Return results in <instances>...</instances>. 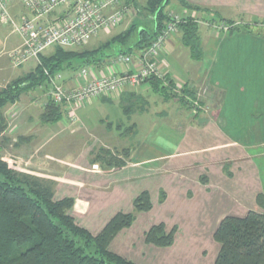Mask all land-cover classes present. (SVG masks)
<instances>
[{
	"label": "crops",
	"instance_id": "obj_1",
	"mask_svg": "<svg viewBox=\"0 0 264 264\" xmlns=\"http://www.w3.org/2000/svg\"><path fill=\"white\" fill-rule=\"evenodd\" d=\"M145 2L142 1L143 6ZM23 11L20 4L14 8L17 15ZM166 11L168 15L176 13L202 19L198 22L202 58L196 60L191 56L189 48L182 44L179 32L178 36L168 40L162 59L163 63H168L170 76L183 80L192 93L197 94L199 89L207 91L202 102L207 107L210 102L215 106L214 109L209 107L213 117L205 118L203 113L196 115L195 119L176 118L181 104L179 106L176 99H163L149 82L112 94L119 97V105L127 113L126 125L107 111L105 115L96 116L87 109L91 100L78 109V121L72 123L64 113L59 121L45 123L40 118L44 111L42 103L47 97L43 91L39 92L42 95L33 92L36 95L28 102L21 100L18 106L8 105L4 112L8 122L4 135L10 137L8 142H14L15 157L25 160L24 171L54 180V199L72 197L74 205L70 214L77 224L92 234H99L117 213L134 211L135 198L144 191L149 193L152 207L139 212L133 223L120 230L109 246L113 252L136 264H171L167 251H179L183 255L194 243L203 248H220L214 233L224 217L245 216L250 210L264 213V206L258 203V195L264 196V181L256 163L264 152L254 150L256 146L264 145V139L255 142L249 141L248 137L236 136L240 127L264 125L262 119L256 121L258 125L251 119L255 111H264V99L252 103L249 108L242 107L246 104L242 96L249 93V87H258L257 73L253 72L255 67L251 64L264 58V0H169ZM128 18L123 22L122 31L132 23L142 24L143 17L133 8ZM244 19L260 29V36H218L213 26L208 28L205 23L240 24L245 22ZM113 32L114 29L102 31L92 40L101 37L96 43L99 45L114 36ZM14 33L0 22V85L16 79L8 56L21 44L13 38ZM136 39L134 36L133 41ZM119 54L101 66L94 65V75L112 72V60ZM193 61L199 64H193ZM205 64H208L206 69ZM117 68L125 71L127 66ZM78 70L62 72L69 85H74L72 80ZM112 96L92 100L101 105L111 102ZM129 97L143 100L146 108L127 111L124 106L129 104L126 103ZM39 107H43L40 112ZM245 110L252 113L249 112L242 121L236 112ZM161 118L171 120V126L182 131L177 139L160 138L159 134L165 133ZM129 127L134 132L133 139L139 133L147 134L145 140L138 141L131 148L126 159L116 154L125 160L123 166L105 168L91 160L92 152L100 147L129 150V136L122 133ZM66 131L70 133V139L60 146V133ZM84 133L88 135L85 140ZM52 142L53 146L48 149ZM162 142L167 144L164 148ZM64 146L70 150L74 148L76 152L65 157ZM161 223L166 232L176 229L172 244L157 246L147 243L146 232ZM215 261L216 256L212 264Z\"/></svg>",
	"mask_w": 264,
	"mask_h": 264
},
{
	"label": "trees",
	"instance_id": "obj_2",
	"mask_svg": "<svg viewBox=\"0 0 264 264\" xmlns=\"http://www.w3.org/2000/svg\"><path fill=\"white\" fill-rule=\"evenodd\" d=\"M127 2L141 17L144 13L153 17V31L135 22L93 49L76 51L56 46L49 56L41 55V63L34 70L0 89V136L8 127L4 109L18 101L22 94L47 84L44 67L51 72H63L76 71L86 65L101 66L117 53L131 54L132 50L139 51L148 46L170 19L166 11L169 0H146L142 8L137 0ZM180 32L182 44L189 48L194 59L200 60L198 22L193 17L184 18ZM134 36L137 39L133 41ZM124 45L127 47L123 48ZM148 82L163 99L176 97L171 87L159 79L150 78ZM186 92L187 87L184 88ZM185 96L180 97L181 105L191 109V106L187 107ZM128 99L132 100L131 97ZM130 108L128 104L124 106L127 111ZM63 114V107L49 100L41 119L45 123L56 122ZM124 152L128 156V151ZM91 160L105 168L125 164V160L104 147L93 151ZM55 185L54 180L11 169L0 158V264H136L113 252L109 246L120 230L133 223L139 212L152 207L147 191L135 198L134 211L117 213L99 234L94 235L77 224L70 214L74 205L72 197L54 199ZM258 203L264 206L262 194L258 195ZM175 231L173 228L166 232L163 223L154 225L146 232V242L168 246L174 240ZM214 238L221 245L215 264H264L263 212L250 210L245 216L224 217Z\"/></svg>",
	"mask_w": 264,
	"mask_h": 264
},
{
	"label": "built area",
	"instance_id": "obj_3",
	"mask_svg": "<svg viewBox=\"0 0 264 264\" xmlns=\"http://www.w3.org/2000/svg\"><path fill=\"white\" fill-rule=\"evenodd\" d=\"M17 4L24 9L19 15L14 13ZM131 13L132 8L126 0H0L1 24L10 27L21 38V44L8 54L14 67L32 59L40 64L41 55L56 46L68 49L83 47L102 31L121 25ZM169 18L152 42L137 55H117L112 60V72L108 74L94 75V65L83 66L71 86L62 72H51L44 67L49 99L62 106L74 123L79 119L78 109L85 102L137 87L150 78H157L172 87L174 92L184 95L182 88L186 83L170 76L168 63H163L162 55L168 40L180 32V23L186 17L172 13ZM210 25L228 32L239 23ZM124 64L127 66L125 71L117 68ZM204 93L200 91L194 98L186 95L190 106L196 110L194 113L207 111L208 107L202 102Z\"/></svg>",
	"mask_w": 264,
	"mask_h": 264
},
{
	"label": "rangeland",
	"instance_id": "obj_4",
	"mask_svg": "<svg viewBox=\"0 0 264 264\" xmlns=\"http://www.w3.org/2000/svg\"><path fill=\"white\" fill-rule=\"evenodd\" d=\"M142 1H144V0H140L139 1L140 2L139 6H141V8L143 7ZM179 10H177V11H179ZM181 16H182V14H181ZM143 17L144 18L142 19V24L145 25L146 28L149 29L150 31H153V28H154V25H155V21L153 20V17L147 16V13H144ZM193 18H194L195 21L196 20L202 21V19H197L196 17H193ZM244 21L245 22H240L239 25H236L235 28H233V30L231 29L228 32H224L223 30L217 29L214 26L212 28H213V31L216 32V34L218 36H222V35H225V34H227L228 36H230L232 34L243 35V36H245L247 38H252L254 36L255 37L260 36L261 32L258 31L260 29H257L255 24H251L248 19H244ZM127 23H129V22H127ZM127 23H126V26H128ZM205 23H206V26H208V28H210L209 25L212 24V23H210V24H209V22H205ZM123 24L124 23H122L121 25H118L114 29V32L112 34L113 35L119 34L125 27V24L124 25ZM9 29L11 30L10 27H8V30ZM110 31H112V29ZM103 32H105V31H103ZM175 35L178 36L179 33H177ZM13 38L15 39L16 42L17 41H21V39H20V37H19V35L17 33H14ZM100 38H96L94 40H91L90 41L91 42L90 45L86 44L83 47L74 48V49L76 51H82L84 49H90L91 47H94V45H96V43H98V41H100ZM108 39H109V37L104 39V41H102V43L106 42ZM88 45L90 46V48H89ZM99 45H96V47H98ZM53 51H54V49L50 48L43 55L49 56L50 54H52ZM257 52H258V50H256V53ZM130 53L135 56V54H138V51L137 50H135V51L132 50ZM195 63L199 64V63H197V61L196 62L193 61V64H195ZM10 64H11V62H10ZM38 64L39 63L36 60H34V59L27 61L25 64H23L22 66H19V67H14L11 64V67H12V69H11L12 71L11 72L15 73L16 78H19L23 74H25L26 72L34 70ZM207 65L208 64L204 65L205 69L208 67ZM241 65L244 66L245 64L241 63ZM251 65H253L255 67V70H253V72L257 73L258 87L257 88L249 87V93L247 95L242 96L243 102L246 103L242 107H247V108L251 107L252 103H255L257 101H261L262 99H264V58H262V61H260L259 58H258L257 61L254 62ZM186 71L187 70H185L184 72L187 73ZM4 83L0 85V89L3 87V85H6V83L5 84ZM247 83H249V82H247ZM40 87H42V89H39ZM183 87L186 88V84H185V86L183 85ZM170 89H171V91L173 93L176 94V97H173L172 99L173 100L176 99L175 102H178V104L180 106V104H181L180 97H182V95L177 93V92H174L172 90V87ZM47 90H48L47 84L46 85L45 84L44 85H40V86H38L36 88H33L32 90H29L28 92L22 94V96H21L22 99L20 98L18 101H16L14 104H11V105L16 106L18 102H21V100L24 101V103L28 102L30 100V98H32V96H35L36 94L42 95V93L44 94V92L47 93ZM182 90H183V94L184 95L186 94L187 96L192 97V98L197 96L196 93H192L190 91L191 89L188 90V92H186V93H184V89L183 88H182ZM41 91H43V92L39 93ZM200 91L205 92V93L207 92V91H204V89H199V92ZM33 92H35L36 94L33 93ZM216 95H218V94H216ZM220 95H221V93H220ZM46 96L47 97L45 98V102L42 103V106L44 108H45V105H46L45 103H47L50 100L47 94H46ZM36 98L37 97H34V99H36ZM111 98H112L111 102H105V103H102L101 105H99L97 103L95 104L94 101L91 100L88 103L89 105L87 106V109L92 111L96 116H100V114L101 115H105L106 114L105 111H107L109 113V115H111V117H113L114 119L115 118L121 119L124 122V124L126 125V121H127L126 114L127 113L124 112L123 111V107H121L119 105V102H120L119 101V97L118 96H116V97L112 96ZM185 98H186V96H185ZM128 101L129 102H127V103H129L128 105H129V107H131L130 110L131 109H135V111H139L141 108L142 109L146 108V105H145L143 100H140V99H137V98H133L131 101L130 100H128ZM187 102H188L187 107L188 106L190 107L191 103L188 101V99H187ZM209 105H210L209 107L214 109L215 106L212 105L211 102H210ZM215 105H217V104H215ZM209 107L207 108V111H201L202 113L201 112L194 113V112H196V110H193L192 106H191V109H188L185 106L181 105L180 114L176 118L183 117V118H185V120L195 119L196 115H200V114H203V113H205V115H206V116H204L205 118H211V117H213V112H212V110ZM15 108H17V107H15ZM42 108L39 107L38 111L40 112V110ZM5 109H4V112H5ZM11 110H13V108ZM166 112L169 113V111H166ZM249 112L252 113L251 110H249V111L245 110V111L236 112L237 118H240L243 121L247 117ZM36 114L38 115V112H36ZM254 114H255V116L253 115L251 119H254L255 125H258L256 121L260 120V119L263 120V124H264V111L258 110V111H255ZM115 115H117V116L115 117ZM169 117L172 118V116H169ZM40 118H41V114H40ZM161 119H162L161 120L162 121L161 127L164 129L165 133L164 134H159L160 138L164 137L165 139H169L170 141H173L174 139H177L182 131H180V129L178 130L177 128H175V126L172 127L173 125L171 126V124H170L171 120H169V119L167 120V118H166L167 121H164L165 120L164 118H161ZM128 124H131V121ZM169 128H170V130H169ZM172 129H173V133H171ZM146 130H148V129H146ZM239 130H240V132L238 134H236V136L240 137L241 139H247V137H248L249 141L251 139V141H255V142L261 141L262 139H264V125L262 127L261 126L260 127L259 126H251V127H246V128L240 127ZM122 133H127L126 135L129 136V148H128L129 150H127L128 154L131 151V148L134 145L135 146L137 145L138 141L142 142L143 140L146 139V134H147L146 133L143 136L141 133H139L133 139V135H134L133 133L134 132L131 130V127H129L127 130H124ZM160 133H162V132L160 131ZM69 134L70 133L68 131L60 133V146L62 145V143H64V145H65L66 142L69 141V139H70V135ZM167 134H171V135H167ZM5 136H7V135H4V133L0 136V158L2 160H4L5 162H7L9 168L14 169V170H18V171H22V172H26V171H24L25 170V164H26L25 160L24 159L19 160V158L15 157L17 151L15 150V146H13L14 142H10V141L8 142L10 137H8V136L5 137ZM82 136H83V138L85 140L88 135H86L84 133V135H82ZM53 144L54 143L52 142L51 145L47 146V148L48 149L51 148L53 146ZM166 145H167L166 143H163V142L161 143L162 147L166 146ZM261 145L262 146H259V147L256 146V148L254 150L256 152H264V145L263 144H261ZM64 148H66V147L64 146ZM104 148L112 151L113 154L122 155L123 158L126 159V157H124V156H126V154L124 152L125 151L124 149L116 151L113 147H112V149H109L107 147H104ZM64 151H65V157H71L76 152L74 150V148L72 150L66 148V150H64ZM96 152H97V150H96ZM256 163H257L258 167L261 170V177H262V179L264 181V156L258 157L256 159ZM55 187H56V185H55ZM190 242L194 243L193 240H190ZM193 245L194 246L191 247L187 251L186 254L180 255L178 253L179 251H173V252L172 251H170V252L167 251L166 252V256H167V258H171V260H172L171 264H212L214 257L215 256L217 257V254H218L219 249H220V248H215V249L212 248V249H210V248H206V247H204V248L203 247H198V246L195 245V243ZM173 259H175V260H173Z\"/></svg>",
	"mask_w": 264,
	"mask_h": 264
}]
</instances>
